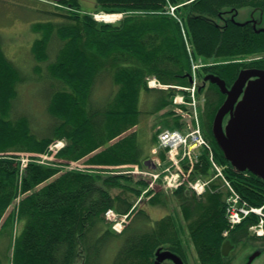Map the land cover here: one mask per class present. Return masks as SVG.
Returning <instances> with one entry per match:
<instances>
[{
    "label": "trees",
    "instance_id": "obj_1",
    "mask_svg": "<svg viewBox=\"0 0 264 264\" xmlns=\"http://www.w3.org/2000/svg\"><path fill=\"white\" fill-rule=\"evenodd\" d=\"M57 3L65 9L48 11L55 20L36 25L39 37L32 46L33 80L50 87L43 126H37L28 110L16 112L19 87L27 79L6 55L0 38V236L12 237L17 230L16 238L12 237V264H102L113 243L116 252L111 264H157L158 251L178 260L167 258L161 264L166 260L189 264V242L200 264H233L232 258L222 254V247L227 240L236 245L252 240L250 227L255 220H245L225 237L229 223L223 193L196 196L181 187L174 197H181L182 220L174 215L154 220L135 204L132 197L141 195L137 186L146 184L134 181L131 174L64 169L71 162L143 166L163 129L147 146L139 127L144 117L141 98L143 94L150 97L151 113H160L171 106L174 91L151 89L148 79L154 77L169 86L189 84L191 56L186 33L194 56L205 61L258 55L242 66L203 69L225 89L211 78L205 79L210 87L205 92L201 127L215 160L227 167V176L243 200L250 206H262L264 180L227 161L214 127L227 91L241 73L264 71V30L234 19L224 26L217 21L226 8L252 5L264 10V0H96L92 12L84 11L79 0ZM171 8H176L173 16ZM100 13L127 16L118 24H99L90 14ZM54 39L57 50L50 54ZM105 81H111L114 89L109 100L98 105L94 95ZM171 114L161 116L164 128L183 130L178 119L169 121ZM58 141L66 146L53 162L40 164L33 159L22 167L17 160L18 152L51 155V147ZM209 154L195 168L206 177L210 174ZM132 183L136 188L127 185ZM114 189L128 193L113 194ZM18 198L17 210L8 214ZM168 200L166 195V204ZM148 203L159 205L161 198L154 196ZM111 211L131 220L120 233L107 220Z\"/></svg>",
    "mask_w": 264,
    "mask_h": 264
},
{
    "label": "rangeland",
    "instance_id": "obj_2",
    "mask_svg": "<svg viewBox=\"0 0 264 264\" xmlns=\"http://www.w3.org/2000/svg\"><path fill=\"white\" fill-rule=\"evenodd\" d=\"M59 1L58 0H0L1 45L3 46L4 51L8 56V58L14 62V64L22 72L23 76L24 77L26 76L27 79V81H24L22 84H20L19 87L20 94H19V100L16 103V112L22 113L25 110H28L29 115L32 117V119L34 121H37L38 127L40 125L43 126L44 125L43 122H45L46 121L45 119H47L46 111L44 110L45 108L44 105H45L46 97L50 91V87H49V83L47 82L40 83L33 80L34 66H33L32 46L35 39L39 37V33L35 31V27L40 23L47 24V22L51 20H55L54 17L48 15V11H53L55 8L59 9L60 7H63L62 5H59L57 3ZM79 1L81 3L82 9L87 12H92L96 6V0H79ZM87 12H83V14ZM170 14L172 16L175 15V10L172 11L171 8ZM90 16H92L95 19V21H97L99 24H118L127 16V13H121V14L100 13V14H90ZM228 19H234L238 23H242V24L252 23L256 27V29L264 30V10L257 6L251 5L243 8H226L223 10L222 15L217 22L221 26H224ZM57 43L58 42L55 41V39L54 41H52L49 47L50 54L54 53L57 50ZM189 45L192 48L190 42ZM187 48L189 49L188 44H187ZM256 58H258V55L257 56L246 55L225 62L215 61V60L205 61L204 59L198 58L196 63L200 66V69L197 71L196 86L194 85V78L192 81L193 71H192V62H191V74L188 81L189 84L185 86H177L176 89H167V91L168 90L174 91L172 104L169 108H166L163 112L160 113H155V114L151 113L153 106H152V102H150V97L143 94L141 98V107L143 110L142 112L144 117L142 118L139 127L140 129L144 130L142 131V135H143L142 138L144 142L147 145L149 143H154L156 141L154 140V135L158 130L159 131L162 129H163L162 131L166 129L172 130L170 128H166V129L164 128L163 118H161V116L165 115V113L168 111H171L172 113L171 115H173V117H169L170 118L169 121L173 123L174 119L176 120L178 119L182 123L183 130L194 128V125L196 123L195 121L196 112H198V118L201 123V115L205 107V92L210 87V83H205V79H208L209 77L212 76V74L209 72L208 73L203 72V69L208 67H217L225 64H236L242 66L244 64L250 63ZM150 79H151L150 81H152L153 84H155L154 83L155 78L153 77ZM247 83H248L247 79H241L229 90L226 102L223 107V116H224L223 128L226 127L231 117L233 108L236 107L238 102L242 99ZM112 88L114 89L111 81L110 82L105 81L102 85H100L99 83L97 89L95 88L96 91L98 92H96L94 95V99H97L96 102L98 105H104L109 100L111 96L110 90ZM193 89L195 90V95L196 98L198 99V110L197 107L195 108L192 105ZM158 94L159 93H155V95ZM174 102H177V105H175ZM138 128L133 129L130 132L132 131L134 132ZM60 142H57L55 144H58ZM56 150L58 149L53 150L51 155L26 153V152H18L17 155L16 154L14 155L18 157L17 160L20 161L21 165H25L33 159L40 164H44L45 162H53L56 160ZM150 153H152L151 156L153 157L157 156V154L154 153L153 148H151ZM207 153L208 152L206 150H200L195 152V155L199 156L200 164H202L201 163L203 160L202 158L205 156V154L207 155ZM8 155H13V153H8ZM171 165H172L171 161H167V160L164 161L163 166H158V164L154 163V161L145 159L143 161L144 167L143 166L141 167V165H131V164L121 165V166H111L107 168L109 170V173L107 174L110 175L120 174L117 173L118 171V172H123L126 175L131 174L135 179L134 181H143L146 184L145 186L144 185L137 186V188L140 187L139 189L141 190V195L139 196V198H136V196H133L132 194L131 195L133 196L132 197L133 200L136 202L135 204L144 208L146 212L149 213V215L154 220H159L165 217L166 215H174L175 217L178 218V220L179 218L182 220L183 212L180 206V204H182L181 197H174V193L176 190H166L164 188L163 179H158L156 181V179H153V177L151 176L154 172L155 174L162 172ZM84 167H86V170H90L92 174L103 175L106 173L104 171L105 169H103V166H84ZM137 167L138 169H136ZM185 167H187L186 164L183 165V169H185ZM219 167L222 168L223 175L229 181V185L226 184V182L223 180L222 177H219L216 178V180H214L210 184V188L206 187L208 189L207 192L212 194L222 192L226 200L231 196H236V195L241 196V194L236 189L234 183L227 176V167L224 165H220ZM212 168H213V164L210 162V169H209L210 176L205 179V176L200 177L197 176V174H195L196 176H192V180L190 178L191 182L194 184L198 181L199 184H203L202 186H204L212 178V175L218 174L217 171H212ZM70 169L78 170L77 168H70V166H67L64 170H70ZM136 170H139L138 171L139 173L140 172L148 173V175L138 174ZM172 171L174 172L175 170ZM96 172H100V173H96ZM153 180L156 181L155 182L156 192H154L153 189L150 190L149 187L151 186ZM134 183L127 185L130 188H134V187L136 188V185ZM183 187L185 188L186 192H189L193 195L197 194L187 185ZM204 190L205 188L203 189V187H199V189H197L199 193H201ZM112 192L113 194H116L124 191L121 189H114ZM124 193L127 194L128 192H124ZM166 195L169 198L167 204L165 201ZM154 196L161 198V203L159 205L152 206L148 203L149 200ZM236 199L237 198H235L234 200ZM19 203H20V198H18L14 203L13 207H11L8 210V214L12 212L14 209L17 210ZM253 217H251V219L255 220L254 223L256 229L261 231L262 230L261 225L264 226V221L262 217L261 216L260 217L253 216ZM107 220L112 224L113 230H115L114 228L118 226L119 229H122V227H120L121 225L120 221L118 220L112 221L108 215H107ZM125 220L126 221L122 223L123 228L131 222L130 219H125ZM238 226L239 225H237L235 228H237ZM21 229H23V226L21 227ZM229 229L234 230L233 228L230 227ZM250 234L253 238L252 240H250L248 243H241L237 245L238 250L234 252L235 264H264V235H259L257 232L251 230H250ZM17 235H18L17 230L14 229V233L12 237L16 238ZM12 237L8 236V234L6 233H2L0 236V264H12L13 253H14V248L11 247L13 241ZM187 246L189 247L188 259L190 264H200L198 261L196 251L193 248L191 242H189ZM109 247L110 246H108L106 253L104 254V260L102 264H111L113 260V257L116 252L114 243L111 244L110 247L111 251ZM160 253L162 254L165 252L158 251V254Z\"/></svg>",
    "mask_w": 264,
    "mask_h": 264
},
{
    "label": "built area",
    "instance_id": "obj_3",
    "mask_svg": "<svg viewBox=\"0 0 264 264\" xmlns=\"http://www.w3.org/2000/svg\"><path fill=\"white\" fill-rule=\"evenodd\" d=\"M174 10L175 8H172V11ZM189 51L191 52L190 47H189ZM199 69H200V66L195 61H193V78H194L195 86H196V79H197V71ZM192 97H193L192 105L195 108L197 107V110H198V99L196 98L194 89H193ZM195 121L196 123L193 129L190 128L185 131L166 130L159 135V141H158V144L156 145L157 149L159 150V154L156 157L152 156L151 160L154 161V163H157L158 166H163V163L166 160L171 161L172 165L167 167L166 170H163L162 172H159L157 174H155L154 172L151 176L153 177V179H156V181L158 179H163L164 188L166 190H177L178 188L187 185L193 191H195L198 195H203L207 191L206 189L210 188V184L214 180H216V178H219V177H222L223 180L226 182V184L229 185V181L223 175V170L222 168L219 167L220 165L216 163L215 158H214V153L212 152L208 142L206 141V138L203 135L202 128L200 125V120L198 118V112L195 113ZM64 145L65 144L63 142L54 144V146H52L53 148L51 147V151L58 149L56 150V153H57L62 147H64ZM200 150H206L207 152L210 153L209 159H210V162L213 164L212 171L218 172V174L212 175L213 179L212 178L210 179L211 182L209 180L204 186H202L203 184H199L198 181L194 184L191 182L192 176H196L195 174H197V171L195 169L196 165L200 164L199 156L195 155V152L200 151ZM184 164L187 165L185 169H183ZM26 165L27 164L23 166H26ZM84 166L86 165L78 164V163H71L70 168H77L78 170L86 171V167ZM136 169H138V167ZM172 170H175L177 172L175 171L173 172ZM136 171L138 174L148 175V173H145V172L139 173L138 172L139 170H136ZM199 175H202V173ZM199 175L197 174V176ZM177 177H178V180H177ZM156 181L153 180L151 186H149L150 190L153 189L154 192H156V189H155ZM199 187H203V189L205 188L204 190L205 192L202 191L201 193H199L197 191ZM235 198L237 199L234 200ZM108 216L112 221L121 220L120 227L122 228H123L122 223H124L126 221L125 219H127V216L120 219L119 216L114 211L109 212ZM253 216H257V217L261 216L264 221V204L260 207L250 206L248 202H246L245 200H243V198H241L240 195L231 196L230 198H227L226 217H227L230 228L234 229L237 225L241 224L244 220L251 218ZM118 227H115V228L121 231L122 229H119ZM261 228L262 230L259 231L258 229H256V226H254V227H251V230L254 232H257L259 235H264V226L261 225ZM228 233H229V230L225 232V235H228Z\"/></svg>",
    "mask_w": 264,
    "mask_h": 264
},
{
    "label": "water",
    "instance_id": "obj_4",
    "mask_svg": "<svg viewBox=\"0 0 264 264\" xmlns=\"http://www.w3.org/2000/svg\"><path fill=\"white\" fill-rule=\"evenodd\" d=\"M209 78L225 89L217 77ZM241 79H247L248 82L242 99L233 108L225 128L224 106L221 108L214 130L227 161L239 171H249L264 180V71L245 70L237 82ZM229 247L230 242L223 245L224 255H228ZM167 258L178 262L176 256L166 252L158 254L157 264H161Z\"/></svg>",
    "mask_w": 264,
    "mask_h": 264
},
{
    "label": "flooded vegetation",
    "instance_id": "obj_5",
    "mask_svg": "<svg viewBox=\"0 0 264 264\" xmlns=\"http://www.w3.org/2000/svg\"><path fill=\"white\" fill-rule=\"evenodd\" d=\"M151 155H152V153H151ZM226 242H230L231 243V247H229V249H227L228 250L227 251L228 252V255H224V253H223V247H222V254L225 257L232 258L233 264H235L234 252L238 250V248H237L238 246L236 244H234L232 240H227ZM163 264H174V263L171 260H166V261L163 262ZM189 264H190V262H189Z\"/></svg>",
    "mask_w": 264,
    "mask_h": 264
},
{
    "label": "bare ground",
    "instance_id": "obj_6",
    "mask_svg": "<svg viewBox=\"0 0 264 264\" xmlns=\"http://www.w3.org/2000/svg\"><path fill=\"white\" fill-rule=\"evenodd\" d=\"M154 152L157 154V156H158V154H159V150L157 149V147H155V150H154ZM255 226V223L251 226V227H254Z\"/></svg>",
    "mask_w": 264,
    "mask_h": 264
},
{
    "label": "crops",
    "instance_id": "obj_7",
    "mask_svg": "<svg viewBox=\"0 0 264 264\" xmlns=\"http://www.w3.org/2000/svg\"><path fill=\"white\" fill-rule=\"evenodd\" d=\"M149 144L151 145L152 143H149ZM149 144H148V145H149ZM148 145H147V146H148ZM150 145H149V146H150ZM147 146H146V147H147Z\"/></svg>",
    "mask_w": 264,
    "mask_h": 264
}]
</instances>
